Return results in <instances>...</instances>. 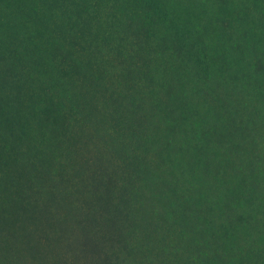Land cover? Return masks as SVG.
<instances>
[{"label": "trees", "instance_id": "16d2710c", "mask_svg": "<svg viewBox=\"0 0 264 264\" xmlns=\"http://www.w3.org/2000/svg\"><path fill=\"white\" fill-rule=\"evenodd\" d=\"M195 2L0 0V264H249L231 216L220 234L184 198L163 132L233 147L264 7H239L236 40Z\"/></svg>", "mask_w": 264, "mask_h": 264}, {"label": "rangeland", "instance_id": "374dc122", "mask_svg": "<svg viewBox=\"0 0 264 264\" xmlns=\"http://www.w3.org/2000/svg\"><path fill=\"white\" fill-rule=\"evenodd\" d=\"M240 3L247 5L243 7ZM253 5L264 7V1L196 0L193 9L195 16H199L200 25H213V16L218 13L223 15L224 18L218 20L217 24L225 31L226 37L243 40L239 33L241 19L237 11L239 7L242 11ZM260 29L261 36L258 32ZM250 39V43L255 45L251 50L260 59L253 73L260 74L261 84L255 87L251 77L246 79L245 73L251 74L248 69L244 73L240 68H234L235 82L240 89L239 104L244 115L238 120L240 132L233 128L230 131L231 139H234L233 147L227 143L215 147L213 134L203 144L197 133L191 134L190 128H187L174 135V132H170V136L163 132L164 136L172 139L173 144L170 148L165 147L163 153L168 162L177 163L176 168L189 172V175L185 173L181 176L180 172L175 171L179 185L186 193L184 198H190L189 202L197 199L204 202L201 218L205 219V225L225 234L231 216L230 222L237 229L244 230L240 236L235 233V238L230 239L231 244L248 258L249 264H260V258L264 261V22ZM213 110L216 113L220 109L213 105ZM195 118L198 119L197 116ZM216 145H219L218 141ZM198 158H205L207 164H199Z\"/></svg>", "mask_w": 264, "mask_h": 264}]
</instances>
